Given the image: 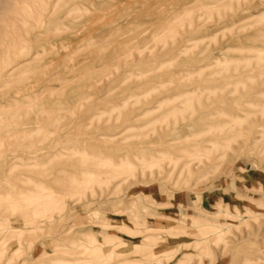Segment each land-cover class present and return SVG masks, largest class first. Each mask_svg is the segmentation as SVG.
Returning a JSON list of instances; mask_svg holds the SVG:
<instances>
[{
	"label": "rangeland",
	"instance_id": "374dc122",
	"mask_svg": "<svg viewBox=\"0 0 264 264\" xmlns=\"http://www.w3.org/2000/svg\"><path fill=\"white\" fill-rule=\"evenodd\" d=\"M0 264H264V0H0Z\"/></svg>",
	"mask_w": 264,
	"mask_h": 264
}]
</instances>
